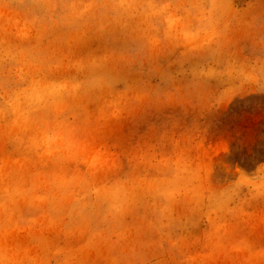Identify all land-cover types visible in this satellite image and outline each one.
I'll list each match as a JSON object with an SVG mask.
<instances>
[{
	"label": "rangeland",
	"instance_id": "1",
	"mask_svg": "<svg viewBox=\"0 0 264 264\" xmlns=\"http://www.w3.org/2000/svg\"><path fill=\"white\" fill-rule=\"evenodd\" d=\"M0 264H264V0H0Z\"/></svg>",
	"mask_w": 264,
	"mask_h": 264
}]
</instances>
